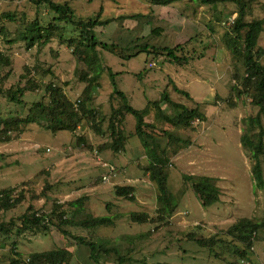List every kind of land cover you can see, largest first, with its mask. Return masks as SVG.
Segmentation results:
<instances>
[{"label":"rangeland","instance_id":"rangeland-1","mask_svg":"<svg viewBox=\"0 0 264 264\" xmlns=\"http://www.w3.org/2000/svg\"><path fill=\"white\" fill-rule=\"evenodd\" d=\"M55 1L67 2L83 19L96 15L100 10L102 18H125L97 28L99 41L110 43L116 40L122 46L142 43L173 47L181 44L196 57L182 67L167 61L162 63L144 52L124 60L98 48L99 60L90 68V73L100 74L101 88L96 90L91 107L100 111L104 128L111 107L117 104V99L110 98V72L117 73L114 77L117 87L127 94L130 105L135 109H144L148 102L159 100L164 92L174 102L195 107L197 103L192 92H197L198 96L206 98L199 104L205 119L194 122V129H172L174 134L189 140L191 144L173 157L168 167L167 186L177 205L168 223H134L127 216L130 212L139 211L153 215L158 207L155 185L142 169L148 159L139 138L130 137L122 152L106 150L99 153L98 142L108 140V137L97 136L85 121L75 133L60 131L53 134L37 124H30L20 137L9 143H0V190L26 183L28 188L40 193L47 181L50 185L47 195L40 196L36 201V206L43 212H49L55 200L65 203L81 196L86 198L83 205L85 210L80 211L76 218L124 214L125 217L118 219L114 226L92 230L67 228L70 233L95 242L110 239L120 254L133 260L122 264H264L262 232L257 233L252 249H246L244 255L239 252L243 249L242 245L232 243L230 238L214 245H201L187 237L189 233L202 237L220 235L240 218L257 221L264 218V186L256 183L252 174L254 161L240 144L244 120L256 113L257 108L247 96L237 97L231 92V60L223 43V34L229 27L226 11L233 13L238 7L231 2L203 6L197 0H172L170 6L153 5L150 0ZM249 5L246 21L264 18V0H253ZM9 11L15 12L16 17L21 19H31L35 14V8L26 0H1L0 14ZM218 11L224 12L222 16L216 17ZM133 14L144 16L126 19ZM38 16L41 21L48 19L47 9L40 7ZM6 27L9 30L6 38L12 39L18 27L14 24H7ZM153 29L156 31L151 32ZM157 29L161 32L157 33ZM212 34H215V40ZM215 45H218L219 58L228 56L224 58L227 61L224 65L229 74L225 75L222 64H218V67L214 65L218 61L214 55L217 49ZM50 48L54 50V56L50 55ZM257 48L264 49V24ZM0 50L13 58L15 74L21 71V64L33 65L36 61L47 63L55 74L57 84L64 86L63 83H67L63 89L68 97L74 102L79 98L84 84L78 80V74L86 67L78 62L58 36L55 35L37 52H30L19 42L7 45L0 34ZM201 52L204 58H197ZM259 61L264 66V55ZM175 86L192 91L189 92L190 99L176 92ZM212 87L216 91L211 90ZM25 100H41V96L27 93ZM162 108L166 113H173L168 104H162ZM27 109V104L8 105L0 95L1 116H25ZM153 116L152 111L148 120L152 121ZM262 119L264 125V115ZM134 126L133 116L127 115L123 127L128 135L134 131ZM80 135L85 136L92 150L78 145ZM105 164L115 168L113 176L106 183L102 181L106 173ZM261 165L264 181V157ZM184 175L212 178L220 190V201L209 207L202 206L191 187L184 183ZM125 184L135 188L134 201L115 195L114 186ZM23 208L16 209L6 217L19 215ZM145 232L149 236L143 239L120 240L123 234ZM15 238L11 237L5 245L0 242V264L7 263L10 256L8 246ZM115 239H119L116 244ZM129 241L132 242L131 248ZM17 247L25 257L60 247L72 252L69 264H96L88 256L87 245L66 238L54 226L46 233L19 235ZM104 260L105 264H117L113 253Z\"/></svg>","mask_w":264,"mask_h":264},{"label":"trees","instance_id":"trees-1","mask_svg":"<svg viewBox=\"0 0 264 264\" xmlns=\"http://www.w3.org/2000/svg\"><path fill=\"white\" fill-rule=\"evenodd\" d=\"M1 1V0H0ZM35 8V14L31 19L17 18L15 12L0 14V34L7 45L19 42L26 51H38L45 46L56 35L64 42L71 54L85 65L78 74V80L84 84L79 98L74 102L65 93L64 86L57 84L55 74L47 63L21 64V71L15 74L13 58L0 50V95L4 97L8 105H28L27 114L1 116L0 115V143H9L20 137L25 128L30 124L39 125L44 131L53 134L60 131L75 133L84 121L97 135L108 140L99 141L97 152L110 150L114 153L122 152L126 148L128 139L132 136L139 138L144 152L147 154V165L143 166V172L148 174L156 188V201L158 207L153 215L146 212H130L128 217L134 223H168L176 211L177 205L172 193L167 186V173L170 161L181 150L187 148L191 143L187 139L173 133V128L194 129L193 122L204 120L205 115L198 104L188 107L185 104L172 101L166 92L159 100L150 101L144 109H135L129 103L125 92L119 90L114 77L117 73H109L111 77L112 91L110 98L117 99V104L111 107V113L107 118L104 128V118L100 111L91 107L93 96L101 88V76L99 73L91 74L90 68L99 60L98 48L109 52L121 59H128L144 52L152 55V59H160L162 63L167 61L171 64L186 66L194 59L193 53L181 44L173 47H155L148 44L136 43L122 46L116 40L110 43L99 41L96 29L108 26L111 23L125 19L124 17L102 18L100 10L96 15L80 18L75 10L67 2L55 0H26ZM172 0H150L153 5H168ZM253 0H197L200 5H216L221 2L234 3L238 9L236 17L223 34V43L229 51L231 60V79L233 84L231 92L237 97L247 96L251 104L257 108L256 113L250 114L244 120L243 131L240 135L241 147L250 153L254 161L252 166L253 177L258 186H264L262 173V157H264V66L259 59L264 55V49L257 48V41L263 31L264 18L246 21L249 4ZM40 7L47 9L48 19L41 21L38 16ZM142 14H133L126 19L142 17ZM7 24H14L18 29L14 32L12 39L6 38L9 30ZM156 31L153 29L151 32ZM157 29V33H160ZM138 40V39H137ZM140 41V40H138ZM50 55L54 50L49 49ZM16 67V66H15ZM176 92L190 99V94L175 86ZM40 94L41 100L27 102L25 95ZM162 104H168L173 113H166ZM153 111V120L148 117ZM127 115L133 116L135 120L134 131L127 134L123 122ZM78 145L87 144L84 135L78 137ZM184 183L188 184L194 191L196 197L204 207H209L220 201V190L212 178L204 176L184 175ZM40 193L28 188L26 183L0 190V242L5 245L11 237H16L9 243L10 256L6 264H69L72 252L68 249L56 247L50 250L36 252L23 256L17 247L19 235L25 233H46L54 226L62 234L79 244L87 245L89 258L96 264H105L106 257L113 253L117 264L132 262V258L122 255L113 246V242L102 240L92 241L81 235L70 233L67 228L80 227L86 230L100 227L114 226L115 222L125 217L124 214L116 213L113 216H85L76 218L80 211H84L85 197H77L72 201L60 203L55 200L51 204L49 212H43L36 206L39 197L46 196L50 185L45 182ZM135 188L132 185H115L114 193L117 197L131 201L135 200ZM27 202V203H26ZM26 203V204H24ZM24 204V205H23ZM23 211L17 216L7 214L23 207ZM107 209L108 206H107ZM264 234V218L257 221L250 218H240L231 224L222 234L202 237L196 233H189L188 239H194L201 245H214L215 242H223L230 238L232 243H239L243 249L239 252L245 254L246 249H252L257 233ZM148 233L137 235L120 236V240L132 238V240L148 237ZM198 236V237H196ZM115 239V244L117 243ZM129 241L131 248L132 242Z\"/></svg>","mask_w":264,"mask_h":264},{"label":"crops","instance_id":"crops-1","mask_svg":"<svg viewBox=\"0 0 264 264\" xmlns=\"http://www.w3.org/2000/svg\"><path fill=\"white\" fill-rule=\"evenodd\" d=\"M168 5L170 6V4H168ZM230 11H231V10H227V11H226V13H228V14H227V17L229 18V15H232V14H234L233 16L236 17V12H237V11H234L233 13H231ZM222 12H223V11H222ZM222 12L218 11V15H216V17H217V16H222V15H221ZM223 13H224V12H223ZM228 18H227V19H228ZM209 22H210V20H209ZM209 25H210V24H209ZM212 35H213V36H212L213 40H215V39H216L215 34H212ZM135 38L137 39V37H135ZM215 42H216V41H215ZM189 46H190V45H189ZM215 46H216L217 49L215 50L216 53L214 52V55H215V60H218V61H216L214 65H215L216 67H218V64H222V66L225 67V75H226L227 73L229 74V72H228L227 69H226L227 66L224 65L225 62H227V61H225L224 58H226V57H228V56H226V57H225V56H221V57L219 58V57H218V54H217V53H218V52H217V51H218V45H215ZM158 47H160V46H158ZM162 47H163V46H162ZM187 50L189 51L188 48H187ZM198 54H199V55L197 56V58H199V57H203V58H204V53H203V52L198 53ZM221 54H222V52H221ZM213 57H214V56H213ZM195 58H196V57H194V59H195ZM194 59H193L192 61H194ZM189 62H190V61H189ZM204 66H206V65H204ZM211 90L216 91V88L212 87ZM189 92H192V91H189ZM189 92H188V93H189ZM192 93L195 95V96H194V97H195L194 99H195V102H196L198 105H199L202 101L206 100V98L203 97L202 95L198 96V93H197V92H192ZM189 94H190V93H189ZM190 97H191V95H190ZM200 109H201V108H200ZM201 111H202V110H201Z\"/></svg>","mask_w":264,"mask_h":264},{"label":"built area","instance_id":"built-area-1","mask_svg":"<svg viewBox=\"0 0 264 264\" xmlns=\"http://www.w3.org/2000/svg\"><path fill=\"white\" fill-rule=\"evenodd\" d=\"M234 18H235V16H231V17H229V18L227 19V20H228L227 24L230 25V24L233 22ZM196 121H198V120H196ZM196 121H195V122H196ZM193 123H194V122H193ZM104 166H105V168H106V173L102 176V181H103L104 183H106V182H109V181H110V178H111V177L113 176V174H114L115 168L112 167V166H110V165H108V164H105Z\"/></svg>","mask_w":264,"mask_h":264}]
</instances>
